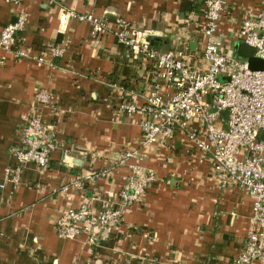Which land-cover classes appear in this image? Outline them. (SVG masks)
<instances>
[{
  "label": "crops",
  "instance_id": "1",
  "mask_svg": "<svg viewBox=\"0 0 264 264\" xmlns=\"http://www.w3.org/2000/svg\"><path fill=\"white\" fill-rule=\"evenodd\" d=\"M222 1L217 32L232 53L233 35L246 15L263 9V0ZM62 5L91 13L109 27L128 23L161 52L186 41L191 51L203 47L196 28H185L189 21L204 22L203 0H64ZM18 13L26 15V24L16 40L46 62L0 51V264H235L252 200L242 189L220 187L209 159L180 136L165 147H140V116L116 113L123 95L143 103L152 69L132 59L113 35L94 36L86 23L70 18L59 30L56 0L18 5L0 0V31ZM51 46L64 48L63 56L51 59ZM39 90L53 95L54 107L36 103ZM32 113L53 127L56 149L46 171L27 164L14 185L5 171L16 165L10 151L20 147V130ZM125 153L131 157L118 162ZM133 168L152 171L155 178L106 238L56 235L55 220L68 209L87 203L97 213L102 201H116ZM87 175L97 179L70 186Z\"/></svg>",
  "mask_w": 264,
  "mask_h": 264
},
{
  "label": "built area",
  "instance_id": "2",
  "mask_svg": "<svg viewBox=\"0 0 264 264\" xmlns=\"http://www.w3.org/2000/svg\"><path fill=\"white\" fill-rule=\"evenodd\" d=\"M5 1L18 5L23 0ZM56 1L59 30L70 18L86 23L94 36L113 35L132 59L152 69L153 84L143 103L137 104L123 95L116 113L140 116V147H165L180 136L191 150L209 159L220 187L246 193L252 200L250 225L234 263L264 264V68L249 70L247 60L225 46L217 32L225 11L223 1L203 0L204 22L186 24V30L196 28L203 38L198 52L191 51L187 41L178 49L158 51L147 35L128 23L119 21L109 27L91 13H75L63 7L64 0ZM25 24L26 15L18 13L0 31V51L11 53L16 59L45 63L42 56L29 55L16 40ZM233 38L237 45L253 48L254 57L264 62V0L263 9L246 15ZM47 52L56 59L63 56L65 49L51 46ZM35 101L43 107H54L53 95L44 90L37 91ZM52 131L53 127L35 113L28 116L20 130V147L10 151L16 165L5 171L7 182L17 185L27 164L35 165L41 173L47 170L56 149ZM129 157L131 154L125 153L118 162ZM154 178L152 171L141 174L133 168L124 178L116 201H102L97 213L87 203L68 209L55 220L56 235L65 240L83 233L89 240L106 238L121 222L125 209L142 201ZM96 179L97 175H87L72 181L70 186L83 187ZM68 188L64 186L63 192Z\"/></svg>",
  "mask_w": 264,
  "mask_h": 264
},
{
  "label": "water",
  "instance_id": "3",
  "mask_svg": "<svg viewBox=\"0 0 264 264\" xmlns=\"http://www.w3.org/2000/svg\"><path fill=\"white\" fill-rule=\"evenodd\" d=\"M255 50L245 44H238L235 47L236 56L246 59L248 68L251 71H262L264 68V62L254 57Z\"/></svg>",
  "mask_w": 264,
  "mask_h": 264
}]
</instances>
